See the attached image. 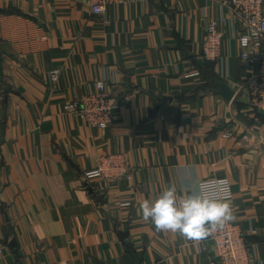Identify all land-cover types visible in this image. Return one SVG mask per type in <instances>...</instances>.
I'll list each match as a JSON object with an SVG mask.
<instances>
[{"label": "crops", "instance_id": "1", "mask_svg": "<svg viewBox=\"0 0 264 264\" xmlns=\"http://www.w3.org/2000/svg\"><path fill=\"white\" fill-rule=\"evenodd\" d=\"M211 19L224 32L218 60L202 55ZM242 27L217 0H124L105 14L89 0H0V264H207L212 241L157 232L140 204L217 176L233 182L232 222L264 264V113L249 103ZM103 79L110 126L65 111ZM116 153L129 177L84 180Z\"/></svg>", "mask_w": 264, "mask_h": 264}, {"label": "built area", "instance_id": "2", "mask_svg": "<svg viewBox=\"0 0 264 264\" xmlns=\"http://www.w3.org/2000/svg\"><path fill=\"white\" fill-rule=\"evenodd\" d=\"M92 12L105 14L109 5L119 4L124 0H89ZM220 8H226L235 14L242 22V30L238 34L240 42L241 59L256 66V71L246 81L250 92L249 103L256 109L264 110V0H217ZM220 19H211L206 27L205 37L202 41V55L206 60H218L223 57L222 38L224 32L219 30ZM59 69L51 72V79L56 80ZM199 71L188 76L199 75ZM112 90L106 80H97L93 86L80 98H74L64 106L65 111L74 113L83 118L89 125L106 128L111 125L114 118L115 103L112 100ZM258 120V118H256ZM226 131L223 136H231ZM241 140L249 144V136L244 134ZM2 150V137L0 135V157ZM128 165L123 154H109L102 157L98 165L83 173L84 180L102 179L105 182H115L123 176H130ZM212 181H226L230 186L231 199L234 196V186L230 178L217 176L203 179L200 183ZM129 206L130 201L121 203ZM212 241L216 254L207 264H260L254 246L247 241L245 233L236 222L227 223L223 229L211 233L200 240Z\"/></svg>", "mask_w": 264, "mask_h": 264}, {"label": "clouds", "instance_id": "3", "mask_svg": "<svg viewBox=\"0 0 264 264\" xmlns=\"http://www.w3.org/2000/svg\"><path fill=\"white\" fill-rule=\"evenodd\" d=\"M140 213L157 232L178 233L181 237L200 241L235 220L231 190L226 181L199 183L196 190L177 195L175 185L165 186L157 194L143 200Z\"/></svg>", "mask_w": 264, "mask_h": 264}, {"label": "water", "instance_id": "4", "mask_svg": "<svg viewBox=\"0 0 264 264\" xmlns=\"http://www.w3.org/2000/svg\"><path fill=\"white\" fill-rule=\"evenodd\" d=\"M216 85L218 88L216 89V92L221 94L224 98L227 100H230L234 94V91L231 90L226 82L223 81H216ZM262 113H264V110L260 109ZM135 264H141V259H139L137 256H135Z\"/></svg>", "mask_w": 264, "mask_h": 264}, {"label": "rangeland", "instance_id": "5", "mask_svg": "<svg viewBox=\"0 0 264 264\" xmlns=\"http://www.w3.org/2000/svg\"><path fill=\"white\" fill-rule=\"evenodd\" d=\"M64 106H65V105H64ZM94 127H96V126H94ZM105 156H106V155H105ZM102 157H104V156H102ZM102 157L98 158L97 165H98V163H99V161H100V159H101ZM97 165H96V166H97ZM96 166H95V167H96ZM93 168H94V167H93ZM101 180H102V179H101ZM104 182H105V181H104Z\"/></svg>", "mask_w": 264, "mask_h": 264}]
</instances>
